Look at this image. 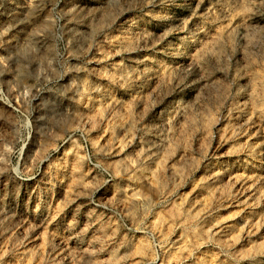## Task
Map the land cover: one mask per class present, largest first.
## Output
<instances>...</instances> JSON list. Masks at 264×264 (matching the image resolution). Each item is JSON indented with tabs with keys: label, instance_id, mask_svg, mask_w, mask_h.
<instances>
[{
	"label": "rangeland",
	"instance_id": "obj_1",
	"mask_svg": "<svg viewBox=\"0 0 264 264\" xmlns=\"http://www.w3.org/2000/svg\"><path fill=\"white\" fill-rule=\"evenodd\" d=\"M0 264H264V0H0Z\"/></svg>",
	"mask_w": 264,
	"mask_h": 264
}]
</instances>
